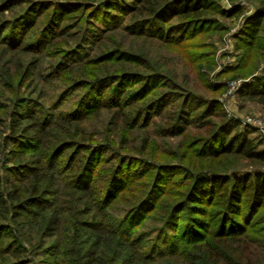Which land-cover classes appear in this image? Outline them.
<instances>
[{"label": "trees", "instance_id": "trees-1", "mask_svg": "<svg viewBox=\"0 0 264 264\" xmlns=\"http://www.w3.org/2000/svg\"><path fill=\"white\" fill-rule=\"evenodd\" d=\"M12 1L14 5L25 2L9 0L4 11H8ZM254 1L259 6L254 15L247 18L242 34L238 36L241 42L238 46L248 50L249 56H254V52L258 56L263 49V46L259 47L258 36L264 26V0ZM57 4L62 6L64 3L51 6ZM71 4L81 6L82 3ZM103 6L117 14L115 19L122 18L119 14L125 15L129 20V31L134 30L132 34L155 37L177 46H181L185 39L174 40V30H191L196 34L201 25L210 22L208 16L232 17L241 11L240 7L233 11L223 10L214 0H111ZM20 12L12 20L1 22L0 41L17 46L22 36L27 35L28 21H35L29 17L31 7ZM65 13L52 14L41 35L35 36L30 45L41 42V38L50 34L51 28L60 25ZM109 26L96 31L102 35L105 31L120 29L122 23H115L111 29ZM51 37L48 35L46 39ZM119 50L108 52L114 55V52L119 54ZM74 60L77 59L65 65L60 63L54 69H60L62 65L61 73L64 74L76 62ZM244 67L248 66L245 64ZM202 69L211 70L213 65L204 61L196 67L201 79L205 80L206 76L200 73ZM136 75L137 79H142L141 74ZM150 76H146L143 87L137 91V98L143 102L133 113L137 127L146 126L156 118L165 135L181 136L185 133L190 139L188 127L198 122L194 118L200 112V117L206 119L197 124L200 125L197 129H204V133L192 137V147L197 155L215 160L219 165L225 158L240 156L264 167V148L257 150L247 133L238 130L239 124L226 118L218 100L200 98L196 109L189 106L192 95L179 104L175 103L171 100L172 95L159 94V86L152 84ZM119 78L120 74H115L107 81H79L75 86L81 85L84 92L76 105L69 109H65L62 102L46 109L30 99L12 104L14 119L11 129L14 133L8 140L16 146L9 151L7 161L13 165L5 167L10 175L6 182L8 186L0 192V221L6 222H0V262L30 264L23 256V242L16 238L7 243L13 224L16 227L39 226L46 238L52 231L56 232L53 233L57 238L56 245H52V252L55 251L52 253L53 264H164L176 257L187 260L188 264H264V171L244 173L239 177L236 172L228 173L226 168H207L195 163L189 171L174 169L169 164L163 165L169 167H157L145 161L144 165L134 169L131 158L121 157L118 153L106 157V148L114 146L110 141L108 146L95 145L86 135L75 132L77 126L103 108L113 107L123 115L128 114V97L124 99L125 93L117 95L115 92L113 95L110 91L112 82L106 83H116ZM132 82L126 83L124 88L131 86ZM241 88L242 97L264 104V72ZM198 109L201 111H196ZM59 127L61 141L56 138L60 131L53 132ZM75 134H81L80 138L74 139ZM5 148H9L6 143L3 144ZM68 148L73 150L66 153ZM170 169L181 170L184 176L179 178L177 172L166 173ZM178 187L183 190H180V199L175 200L174 191ZM135 189L137 194L132 195L133 201L124 213L112 215L110 210L114 204ZM178 208L190 212L191 217L185 218L187 225H181V216L176 213ZM67 216L72 217L69 222ZM151 219L159 223L150 231L155 236L149 237L150 233L141 236L142 224ZM83 230L98 236L107 234L111 246L106 252L100 251L98 243H92L90 249H86L88 243L82 238ZM165 234L175 235L176 239L166 240L161 247ZM39 240V245L46 242L45 239ZM68 251L70 260L65 258ZM192 252L196 254L193 256ZM6 256L12 258L8 260Z\"/></svg>", "mask_w": 264, "mask_h": 264}, {"label": "rangeland", "instance_id": "rangeland-1", "mask_svg": "<svg viewBox=\"0 0 264 264\" xmlns=\"http://www.w3.org/2000/svg\"><path fill=\"white\" fill-rule=\"evenodd\" d=\"M7 1L9 0H0V24L12 20L21 13L23 8L30 9V7L32 15L29 17L35 21H28L30 29L28 27L27 35L22 36L21 42H23L19 45L16 46L14 43L10 45L9 41L7 43L0 41V192L8 186L6 182L10 175L5 167L13 165L7 161L9 151L16 146L8 140L14 133L11 129L14 119L11 116L12 104L16 101H23V99H30V101L41 103L46 109L57 105L56 102L64 103L66 105L64 108L69 109L76 105L79 96L84 92L81 85L75 86L76 83L81 80L94 81L96 79L107 81L111 75L115 74H120L119 80L116 83L113 81L106 83L112 82L110 91L113 95L115 92L117 95L125 93L124 99L128 97L126 101L130 105L127 110L128 114L123 115L113 107L103 108L75 128V132L86 135L95 145L108 146L110 141L114 146L112 149L106 148V157L118 153L121 157L131 158L134 169L144 165L145 161L157 167L169 164L174 169L185 168L189 171L195 163L207 168H226L228 173L236 172L239 177L244 173L264 171V167L244 160L240 156L225 158L220 162L223 164L219 165V162L215 160H207L197 155L195 147H192L194 140L192 137L204 133V129H197L200 126L197 124L206 119L200 117V112H197L194 118L198 122L188 127L190 139H187L185 133L181 136L165 135L166 132L158 126L159 120L156 118H153L146 126L137 127L133 115L143 103L141 98H137V91L143 87L146 76L151 75L152 84L156 83L159 86V94L172 95L171 100L175 103L179 104L185 97L192 95L189 106L196 109L200 105V98L218 100L226 118L235 120L239 124L238 130L247 133L248 139L257 150L264 148V138L260 132L242 122L245 117L264 121V104L240 95L241 87L245 83L264 72V26L258 36L259 47L263 46L258 56L256 52L254 56H249L251 53H247L248 50L240 49L241 45L238 46L241 43L238 36L242 34L247 18L254 15L259 6L257 1L214 0L223 10L233 11L235 7H240L241 11L232 17L219 14L208 16L210 22L201 25L196 30V34H193L191 30L173 29L174 40L185 39L181 46L165 43L155 37L132 34L134 30L129 31L127 26L129 20L125 15L119 14L122 18L115 19L117 14L103 6L105 2L111 0H25L23 4L18 5H14L15 2L12 1L8 11H4L7 9L4 6L8 4ZM52 2H63L64 4L62 6L57 4L53 7ZM72 2L82 3L80 4L82 7L71 4ZM54 13L58 15L65 13V18L60 25L51 28L48 35L53 37L48 40L47 35L41 38L42 43H34V46H31L32 39L41 35L45 25H48L47 20ZM115 23H122L120 29L108 30L102 35L96 31L106 29L108 25L111 29ZM52 31L55 32L51 34ZM114 49H120V53L115 54L114 52V55H111V52H108ZM189 54L193 55L194 59ZM108 55L111 56L107 57ZM74 58L78 61L74 60L76 62L65 70L64 74L61 73L62 63L65 65ZM204 61H210L213 69H202L200 73L206 76L205 80H202L196 67ZM60 63L62 64L60 69H54ZM245 64L248 67L245 68ZM136 74H141L142 79H137ZM11 79H13V85H11ZM130 82H132L131 86L124 88L126 83ZM118 85L121 88L117 90ZM123 89L126 91L122 92ZM61 95L67 96L66 99ZM196 111H201V109ZM212 120L218 121L215 118ZM19 131L20 129L17 128V132ZM58 131L60 132L56 133V138L61 141V128H55L53 132ZM80 135L75 134L74 139L80 138ZM143 140H145L144 143ZM4 143L9 145V148L3 149ZM72 150L73 148H68L66 153ZM174 169L166 170V173L177 172L179 178L184 176L183 171ZM180 190L183 189L178 187L174 191L175 200L180 199ZM135 194H137L136 189L126 193L114 204L115 207L110 210V213L115 216L122 215L125 208L133 201L132 195ZM186 211L178 208L176 212L181 216V225H187L188 220L186 221L185 218L191 217L190 212L186 213ZM68 218L69 222L72 217ZM142 225L139 230L141 236H147L159 223L151 219ZM30 227L32 226L19 225L16 227L11 224L9 231L11 238L7 243H11L16 238L21 243L23 242L22 246L25 249L23 256L30 264H53L52 253L55 251L52 252V245L53 243L56 245L54 241L57 239L53 233L56 232L52 231L50 237L46 238L41 227L40 230L39 226ZM66 228H69L68 225ZM154 236V232L149 235V237ZM165 236L163 235L160 242L161 247L166 240L176 239L175 235L165 234ZM82 238L87 239L86 249H90L89 245L92 243H98L100 251L105 250L106 252L107 247L112 244L107 234L98 236V234L83 230ZM39 239H45V244L39 245ZM194 254L196 252H192L191 255L194 256ZM5 258L9 260L12 257L6 256ZM65 258L71 259L69 251ZM163 263L188 264L187 260L181 257L172 258Z\"/></svg>", "mask_w": 264, "mask_h": 264}, {"label": "built area", "instance_id": "built-area-1", "mask_svg": "<svg viewBox=\"0 0 264 264\" xmlns=\"http://www.w3.org/2000/svg\"><path fill=\"white\" fill-rule=\"evenodd\" d=\"M229 2L227 1V4ZM230 6V5H228ZM231 7V6H230ZM235 88V86L233 87V89ZM243 124L250 126L252 128L257 129L260 132V135L264 138V121L263 120H259L253 117H245L243 119Z\"/></svg>", "mask_w": 264, "mask_h": 264}]
</instances>
